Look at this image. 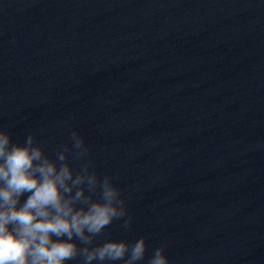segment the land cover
Returning <instances> with one entry per match:
<instances>
[{"label":"water","instance_id":"water-1","mask_svg":"<svg viewBox=\"0 0 264 264\" xmlns=\"http://www.w3.org/2000/svg\"><path fill=\"white\" fill-rule=\"evenodd\" d=\"M0 127L81 135L143 264H264V0H0Z\"/></svg>","mask_w":264,"mask_h":264},{"label":"clouds","instance_id":"clouds-1","mask_svg":"<svg viewBox=\"0 0 264 264\" xmlns=\"http://www.w3.org/2000/svg\"><path fill=\"white\" fill-rule=\"evenodd\" d=\"M89 151L73 131L53 158L35 133L13 141L0 127V264H143L147 236L129 242L105 233L115 221L130 229L133 217L114 178L93 170ZM165 247L147 264H170Z\"/></svg>","mask_w":264,"mask_h":264}]
</instances>
